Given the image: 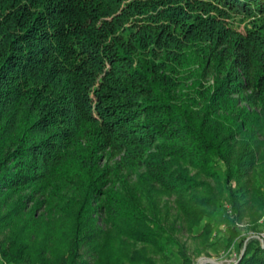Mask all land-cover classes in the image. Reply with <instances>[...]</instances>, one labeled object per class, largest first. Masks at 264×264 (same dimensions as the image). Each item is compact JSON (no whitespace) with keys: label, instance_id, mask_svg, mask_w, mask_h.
Wrapping results in <instances>:
<instances>
[{"label":"trees","instance_id":"16d2710c","mask_svg":"<svg viewBox=\"0 0 264 264\" xmlns=\"http://www.w3.org/2000/svg\"><path fill=\"white\" fill-rule=\"evenodd\" d=\"M263 215L264 0H0V264H264Z\"/></svg>","mask_w":264,"mask_h":264},{"label":"rangeland","instance_id":"374dc122","mask_svg":"<svg viewBox=\"0 0 264 264\" xmlns=\"http://www.w3.org/2000/svg\"><path fill=\"white\" fill-rule=\"evenodd\" d=\"M253 223V222H252ZM250 217L246 216L244 220L237 225L241 230V235L249 240L252 236H262L264 234V215L258 222L260 231H254L250 227L252 225ZM209 241L200 240V238H191L188 234L182 236V240L186 242L188 254L192 257L190 264H235L241 249L238 248L240 238L237 237L235 242L228 245L229 230L223 223L213 227L209 234ZM200 253H196L197 250ZM170 264H181L182 259L178 256L172 259ZM163 264V263H159Z\"/></svg>","mask_w":264,"mask_h":264},{"label":"built area","instance_id":"2783aa9c","mask_svg":"<svg viewBox=\"0 0 264 264\" xmlns=\"http://www.w3.org/2000/svg\"><path fill=\"white\" fill-rule=\"evenodd\" d=\"M261 237V239L264 241V234H262V236H260Z\"/></svg>","mask_w":264,"mask_h":264},{"label":"water","instance_id":"95a60500","mask_svg":"<svg viewBox=\"0 0 264 264\" xmlns=\"http://www.w3.org/2000/svg\"><path fill=\"white\" fill-rule=\"evenodd\" d=\"M243 253H244V251H243Z\"/></svg>","mask_w":264,"mask_h":264}]
</instances>
